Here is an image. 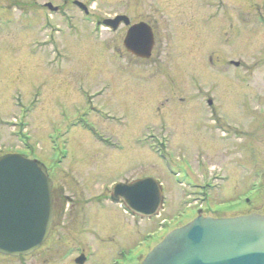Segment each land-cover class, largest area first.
Instances as JSON below:
<instances>
[{
  "label": "rangeland",
  "instance_id": "obj_1",
  "mask_svg": "<svg viewBox=\"0 0 264 264\" xmlns=\"http://www.w3.org/2000/svg\"><path fill=\"white\" fill-rule=\"evenodd\" d=\"M46 1L64 0H0V154L59 164L49 175L75 203L41 248L0 264H65L73 245L90 253L87 264H138L195 207L264 214V184L252 186L264 174V0H80L88 14L68 4L64 16ZM115 14L151 25L150 58L125 53L126 27L96 24ZM207 99L232 126L254 120L241 139L212 127ZM163 140L161 160L152 148ZM146 175L162 184L159 215L133 217L109 202L111 183ZM202 177L210 190L197 186Z\"/></svg>",
  "mask_w": 264,
  "mask_h": 264
},
{
  "label": "water",
  "instance_id": "obj_2",
  "mask_svg": "<svg viewBox=\"0 0 264 264\" xmlns=\"http://www.w3.org/2000/svg\"><path fill=\"white\" fill-rule=\"evenodd\" d=\"M123 19L106 20L114 29ZM150 28L139 23L124 39L128 51L148 57ZM119 199L140 216H151L161 206L162 193L150 177L112 187L111 200ZM51 181L39 162L20 154L0 156V253L27 255L47 237L52 224ZM140 264H264V215L251 213L211 218L200 214L170 230Z\"/></svg>",
  "mask_w": 264,
  "mask_h": 264
},
{
  "label": "flooded vegetation",
  "instance_id": "obj_3",
  "mask_svg": "<svg viewBox=\"0 0 264 264\" xmlns=\"http://www.w3.org/2000/svg\"><path fill=\"white\" fill-rule=\"evenodd\" d=\"M70 4L74 5V3L72 1H70ZM64 5H68L66 0L64 1ZM19 8L23 9V7H19ZM244 117H246V116H244ZM253 121L254 120H243V124H240V125L238 124V125L232 126L233 121L229 117H225L224 120H219V119H217L215 121L212 120V123H215V125L212 127L214 129L224 130L227 133L226 139H230L231 134H234V136L237 135L238 138L241 139V137L245 135L247 128H249L252 125ZM159 122L167 123L166 120H159ZM166 126H168V124H165L164 127H162V128H166ZM246 148H247V146H246V144H244L242 147V149H244L243 151L246 152ZM263 176H264V174H263ZM65 191L66 190L63 187H59L57 189L56 186L54 185V182H53V185H52L53 220H54V217L57 215L63 217L64 213L65 214L67 213V206L75 203V202H72V199L64 193ZM53 227L54 226L52 225L47 239L49 238V236L53 230ZM47 239H46V241H47ZM69 248L72 250V253L70 254V256L66 255L64 252H62V254L60 255V258L62 261H65L66 259H68V262H66L65 264H78V262H80L79 256H82L84 258V261L82 264H87V263L91 262L90 254L88 253L89 255H87L86 253H84L83 252L84 248L81 247L80 245H73L72 247H69ZM5 257H8V256L0 255V260L4 259ZM8 258H10V257H8Z\"/></svg>",
  "mask_w": 264,
  "mask_h": 264
}]
</instances>
